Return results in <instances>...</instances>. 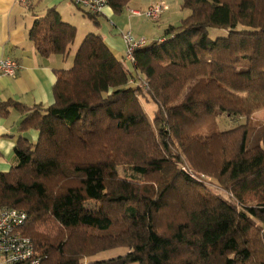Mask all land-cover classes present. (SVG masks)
<instances>
[{"label":"trees","instance_id":"16d2710c","mask_svg":"<svg viewBox=\"0 0 264 264\" xmlns=\"http://www.w3.org/2000/svg\"><path fill=\"white\" fill-rule=\"evenodd\" d=\"M107 1L121 12L131 0ZM183 8L134 64L89 32L73 65L56 69L52 104L0 103L1 116L13 106L19 129L38 132L18 138L17 164L0 172V208L26 210L42 264H264V122L253 118L264 108V0ZM29 37L41 55L67 59L77 27L52 7ZM221 116L246 121L220 129ZM116 248L126 252L95 258Z\"/></svg>","mask_w":264,"mask_h":264},{"label":"crops","instance_id":"0c3cea01","mask_svg":"<svg viewBox=\"0 0 264 264\" xmlns=\"http://www.w3.org/2000/svg\"><path fill=\"white\" fill-rule=\"evenodd\" d=\"M52 7L60 12L63 20L77 24V33L79 27H84L88 33H100L116 55L124 56V32L119 33L106 24L99 25L100 17H114L110 6L98 16L99 24H95L73 0H0V60L12 58L22 66L15 76H0V103L13 100L26 106H48L54 102L56 69L66 68V59L61 55H41L29 37L34 22ZM95 25L99 28L95 29ZM22 118L21 111L13 106L7 116L0 115V172H7L17 164L16 142L21 135L29 133L19 129ZM35 132H31V136L38 137Z\"/></svg>","mask_w":264,"mask_h":264},{"label":"built area","instance_id":"2783aa9c","mask_svg":"<svg viewBox=\"0 0 264 264\" xmlns=\"http://www.w3.org/2000/svg\"><path fill=\"white\" fill-rule=\"evenodd\" d=\"M24 2L25 0H19ZM80 8L95 15H101L108 5L107 0H73ZM169 8L160 1L151 4L145 11L131 9L132 15L144 16L158 20ZM126 43L124 60L126 65L135 63V51L148 44L145 38H137L131 31L123 33ZM21 64L12 58L0 60V76H15L21 69ZM146 89L148 83L144 81ZM29 221L26 210L5 205L0 208V264H42L43 255L33 239L26 234L25 228Z\"/></svg>","mask_w":264,"mask_h":264},{"label":"rangeland","instance_id":"374dc122","mask_svg":"<svg viewBox=\"0 0 264 264\" xmlns=\"http://www.w3.org/2000/svg\"><path fill=\"white\" fill-rule=\"evenodd\" d=\"M163 1L168 4L169 8L167 11H165L160 19L154 21L151 19H148L144 16H137L132 15L130 13L131 9H138L141 11H145L150 4L153 2H160ZM81 10H84L81 8ZM83 12H86L85 10ZM190 13V10L183 8V0H131L128 5L124 8L121 12H115L113 18H106V17H100V26L106 24L109 28L118 29L119 33L131 31L137 38H145L148 40V42H151L155 37V39H159L160 36H163L165 34V30L169 25H179L182 20L188 16ZM87 14V13H85ZM77 28V24H73ZM99 28V26L95 25V29ZM98 32V31H97ZM88 32L84 29V27L80 28L78 31V35L76 37L75 43L72 45V52L66 59V68H70L73 65V58H74V52L80 45L81 41L85 37V35ZM225 31L221 29L211 28L210 29V36L212 38H215L219 35H224ZM122 36V35H121ZM124 53V52H123ZM143 88L144 86V80L140 81L139 83ZM146 89V88H145ZM147 99V100H146ZM143 105L145 110L147 111L148 115L152 118L154 115V111L157 108V105L154 101H152L151 98L143 97L142 98ZM254 120L264 122V108H261L257 110L253 114ZM223 117L221 116L219 118V127L220 129H229L234 126H236L238 123H244L246 120L244 118L240 120H231V121H223ZM36 130H29L28 137L36 141L37 137L31 136V132L36 133ZM34 137V138H33ZM186 168L190 171H192L188 166ZM197 175L199 179H201L206 186L213 189V191L221 194L223 197L230 199L232 196L224 190L210 175H202L195 171H192ZM126 252L125 248H116L108 251L101 252L98 254L95 258L96 259H105L110 258L119 254H123ZM88 260H85L84 264H87Z\"/></svg>","mask_w":264,"mask_h":264}]
</instances>
